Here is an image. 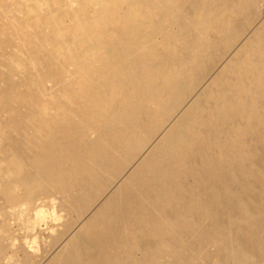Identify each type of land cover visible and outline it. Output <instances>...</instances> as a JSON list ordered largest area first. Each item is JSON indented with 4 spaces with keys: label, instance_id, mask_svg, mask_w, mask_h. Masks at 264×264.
Masks as SVG:
<instances>
[{
    "label": "bare ground",
    "instance_id": "obj_1",
    "mask_svg": "<svg viewBox=\"0 0 264 264\" xmlns=\"http://www.w3.org/2000/svg\"><path fill=\"white\" fill-rule=\"evenodd\" d=\"M18 4L33 22L26 34L8 28ZM6 9L0 215L16 204L30 233L42 198L51 221L63 217L43 264L109 254L116 264H264V0ZM155 233L165 258L147 263ZM25 244L40 251L36 239ZM4 249L2 240L0 264ZM21 251V264H34Z\"/></svg>",
    "mask_w": 264,
    "mask_h": 264
},
{
    "label": "rangeland",
    "instance_id": "obj_2",
    "mask_svg": "<svg viewBox=\"0 0 264 264\" xmlns=\"http://www.w3.org/2000/svg\"><path fill=\"white\" fill-rule=\"evenodd\" d=\"M4 3V5H2ZM6 6H8V0H0V12H4V11H6L7 9H6ZM17 11V13H15L14 15H15V17L14 18H12L9 14H8V17H7V19H8V22L9 21H13V24L12 25H10L8 28H10V29H13V28H15L16 26L18 27V29L22 32V33H24V34H26L27 33V31L25 30L26 29V26L25 25H29V24H32L33 22H30L31 20H30V18L28 17V15H27V9H21V8H19V4H18V9L16 10ZM41 13V12H40ZM17 18V19H16ZM29 18V20L27 21V19ZM11 24V23H10ZM14 26V27H13ZM214 29H216L215 28V26L213 27ZM8 31H11V30H9L8 29ZM29 34H31V36H32V32L31 33H29ZM1 58V57H0ZM14 59H16L15 57H12L11 58V60L13 61V62H11V63H17V62H15L14 61ZM18 64H20V63H18ZM37 69V68H36ZM35 70V69H34ZM38 70V72H40L41 71V69H37ZM30 72L31 71H33V70H29ZM36 71V70H35ZM21 72V71H20ZM24 72V71H23ZM16 77H18V78H26V76H24V74L22 75V74H19L18 76H16ZM15 77V78H16ZM1 85V84H0ZM26 86L27 87H22L21 89L22 90H25V89H31V88H33V84H31V81H30V83H26ZM46 87V86H45ZM62 87H64V85H62ZM44 88V87H43ZM45 90V89H44ZM4 98H5V96H3ZM8 97V96H7ZM24 99V98H23ZM25 100V99H24ZM50 100H55V101H57L55 98H50ZM40 101V100H39ZM5 101H4V99H1V97H0V106H1V104H3ZM6 102L8 103V107H9V102L6 100ZM31 103V102H30ZM30 103H28V104H30ZM20 116V114H17L15 117H19ZM23 120V117L22 116H20L18 119H17V121L18 122H20V121H22ZM12 127V125L10 126L9 125V120H8V128H11ZM15 138H17V136L15 137ZM18 154V153H17ZM18 155H20V154H18ZM44 200V199H43ZM42 198L39 200V201H37L36 202V204H38V206H40V208L41 207H44V208H41L42 209V211H43V213H42V215H40L39 217H37V219L35 220V223L33 224V227H34V230L33 231H30V233L31 234H33V235H31L30 233H29V231L27 232V229L26 230H23L22 232L19 230V228L21 229V222H20V220L16 217V212L17 211H19L20 209H19V207H17L16 206V204H13V206L12 207H10V208H12V209H9V208H7L6 209V212L4 213H2L1 215H0V226H2V225H6L7 227L9 226V227H11V228H9V230L6 232V233H3L2 232V230H0V241H2L3 240V244H4V246H5V249L1 252L5 257H4V260H3V262H2V264H21L22 263V256H23V252L21 251V249L22 250H24L26 253H27V255L30 257V258H34L33 259V261H34V264H43V262L49 257V255H50V252H51V250H53V248L52 249H50V247H47L48 245H49V239H48V237L50 238V236H52L53 235V233H57L58 231H59V229H60V227H58L59 225H60V223H61V221L63 220L62 218V216H61V218H60V220L59 221H51L49 218H48V215L46 214V213H51L52 212V210H51V206L49 207V204H47L46 205V202H48V200H44V201H42ZM41 203V204H40ZM40 204V205H39ZM15 205V206H14ZM46 207V208H45ZM14 208H15V210H14ZM39 208V209H40ZM50 209V210H49ZM46 210V211H45ZM13 211L15 212V213H13ZM45 212V213H44ZM57 212H58V215H63L64 214V212H59V210H57ZM190 214L192 213L191 211L189 212ZM11 214H12V216H11ZM3 217V219H2V217ZM15 217V218H14ZM48 218V219H47ZM13 222V223H12ZM47 222V223H46ZM12 223V224H11ZM37 224H39V225H37ZM54 225V226H53ZM15 226V227H14ZM20 226V227H19ZM53 226V227H52ZM38 228V229H37ZM18 230V231H17ZM50 231H53V232H50ZM15 232V233H14ZM8 233V234H7ZM9 233L11 234V236L9 235ZM14 233V234H13ZM30 235V236H28L27 238H24V235ZM26 233V234H25ZM36 233V234H35ZM19 234V236H17ZM35 234V235H34ZM164 233H155L152 237H150V239L151 240H153V241H156L157 242V247L155 248V247H152V248H146V250H147V254H149L150 256L149 257H147V259H146V262L148 263L149 261H151L152 259L154 260V262H156V261H158V263L159 262H161V260H163V258H165V257H163L164 255H165V253H166V251L164 250V248L162 247V244H163V242H164V240H162V235H163ZM4 235V236H3ZM10 236V237H9ZM15 236H16V238H15ZM37 236H38V239H37ZM2 237V238H1ZM12 237V238H11ZM23 239H25V240H28V241H32L33 239H36V242H37V244H34V246L35 247H37L38 246V248L40 249V251L39 252H37V253H35L34 251H31V250H29L28 248H27V246H26V244H25V240H23ZM22 241H24V243L22 242ZM13 242H14V244H13ZM26 247H25V246ZM44 249H43V248ZM134 247V246H133ZM173 249H175L176 250V248H172V250L171 251H173ZM133 250H135L134 248H133ZM46 252V253H45ZM162 253V254H161ZM164 253V254H163ZM30 254V255H29ZM42 254V255H41ZM33 255V256H32ZM115 255H111V254H109L108 255V258H105V256L104 255H102V258L101 259H99V261L97 262L98 264H116V260H115ZM141 259H145V257H142ZM140 258H138V257H133V260H135V261H139V260H141ZM131 260H132V258H131ZM153 262V261H152ZM165 264H168V263H166V262H164ZM149 264V263H148ZM154 264H156V263H154Z\"/></svg>",
    "mask_w": 264,
    "mask_h": 264
}]
</instances>
